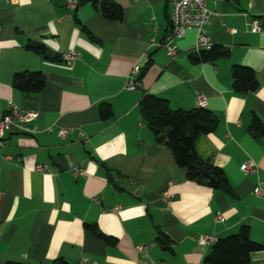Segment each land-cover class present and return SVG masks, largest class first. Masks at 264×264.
Segmentation results:
<instances>
[{"label": "crops", "instance_id": "crops-1", "mask_svg": "<svg viewBox=\"0 0 264 264\" xmlns=\"http://www.w3.org/2000/svg\"><path fill=\"white\" fill-rule=\"evenodd\" d=\"M110 1L121 6V21L103 18L90 3L68 11L62 0H0V118L9 101L38 114L36 134L3 138L0 153L12 159L0 160V264H202L212 245H200L198 236L222 238L241 226L263 246L251 264H264V198L252 194L256 178L239 169L254 161L264 183V136L248 130L254 117L264 124V0L208 1L214 17L207 35L228 56L198 64L189 58L194 30L176 40L174 58L160 47L171 27L169 0ZM254 20L259 33L250 32ZM37 43L49 59L26 49ZM70 51L76 59L65 62L61 55ZM133 66L138 88L128 91ZM233 66L255 73V92L232 90ZM19 72L43 73L42 91L14 89ZM145 94L173 110L198 108V96L205 98L203 108L220 123L197 138L196 153L224 172L233 197L186 180L140 115ZM103 102L111 106L105 120ZM61 128L80 129L85 138L61 139ZM36 165L50 171L36 172ZM158 232L169 249L157 243Z\"/></svg>", "mask_w": 264, "mask_h": 264}, {"label": "trees", "instance_id": "trees-1", "mask_svg": "<svg viewBox=\"0 0 264 264\" xmlns=\"http://www.w3.org/2000/svg\"><path fill=\"white\" fill-rule=\"evenodd\" d=\"M90 3L97 12L110 21H121L123 10L119 4L110 0H79V5ZM26 49L33 50L46 59V48L42 44H27ZM228 56V51L218 46L189 55L192 63H208ZM54 58L53 60H56ZM232 90L236 94L253 93L258 89L255 73L244 66L231 69ZM46 77L41 72H19L12 78V87L23 94L31 95L42 91ZM140 115L153 133L155 140L163 144L171 153L174 163L185 170L186 180L199 186L210 188L233 197V190L224 172L209 160L198 156L195 143L199 136L212 133L219 125V118L207 109L198 107L190 110H173L168 102L160 97L145 94L138 105ZM101 119H108L111 106L108 103L98 105ZM254 137L264 136V124L254 117L249 126ZM86 230L109 245L116 240L102 235L95 225H86ZM157 243L169 249V238L158 232ZM263 249V246L250 237L249 227L241 226L235 234L217 241L211 246L210 253L202 264H251L250 255Z\"/></svg>", "mask_w": 264, "mask_h": 264}, {"label": "built area", "instance_id": "built-area-1", "mask_svg": "<svg viewBox=\"0 0 264 264\" xmlns=\"http://www.w3.org/2000/svg\"><path fill=\"white\" fill-rule=\"evenodd\" d=\"M68 11L75 10L79 6V0H62ZM210 0H169L171 5L170 14V32L161 44V48L165 51L169 58H174L177 54L176 40L182 39L185 34L191 30L196 32V41L193 51L198 53L203 50H209L212 46L206 27L210 25L214 14L207 8V2ZM216 1V0H213ZM11 4H16V0H8ZM231 33H236L235 29H228ZM262 31L261 24L254 20L250 24V32L259 33ZM65 62H72L76 59L73 51L61 55ZM139 67L133 66L126 78L124 88L128 91H135L138 88L137 75ZM198 105L203 108L206 105L205 98L198 96ZM38 114L32 111H26L18 108L12 102H8L6 112L0 118V150L3 148V138L6 133L18 132L21 134L34 135L36 128L32 125L37 120ZM75 134L78 139H84V133L80 129L61 128L57 135L61 139L67 138L71 134ZM11 156L2 155L0 160L11 161ZM240 171L244 176H254L256 183L253 186L252 194L258 198H264V183L258 177V166L252 160H246L240 165ZM36 172H49L50 168L46 165H36ZM83 170H75L76 175L83 174ZM97 203V201L94 200ZM119 207H115L112 211H118ZM216 220L221 221V217L217 216ZM217 237L213 235H201L197 237L200 245L210 246L217 241ZM137 251H146L147 247L136 246ZM77 264H85V259H81Z\"/></svg>", "mask_w": 264, "mask_h": 264}]
</instances>
